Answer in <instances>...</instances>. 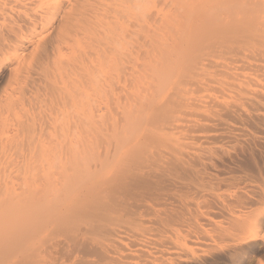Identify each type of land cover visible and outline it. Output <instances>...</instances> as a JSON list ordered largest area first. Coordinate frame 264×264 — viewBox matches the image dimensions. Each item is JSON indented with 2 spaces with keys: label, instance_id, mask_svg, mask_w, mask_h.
Listing matches in <instances>:
<instances>
[{
  "label": "bare ground",
  "instance_id": "6f19581e",
  "mask_svg": "<svg viewBox=\"0 0 264 264\" xmlns=\"http://www.w3.org/2000/svg\"><path fill=\"white\" fill-rule=\"evenodd\" d=\"M0 264H264V0H0Z\"/></svg>",
  "mask_w": 264,
  "mask_h": 264
}]
</instances>
